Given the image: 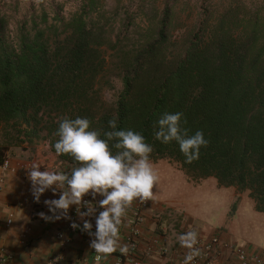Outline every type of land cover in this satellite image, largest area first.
<instances>
[{
    "label": "trees",
    "instance_id": "trees-1",
    "mask_svg": "<svg viewBox=\"0 0 264 264\" xmlns=\"http://www.w3.org/2000/svg\"><path fill=\"white\" fill-rule=\"evenodd\" d=\"M100 1L83 0L69 20L58 19V27H47L42 17L45 28L34 24L15 46L0 18V164L10 150L43 142L56 154L53 133L62 116L84 117L91 128L104 130L116 118L119 129L144 136L153 163L168 160L194 182L213 178L219 188L247 192L255 211L264 214V23L237 34L225 21L209 31L205 23L172 54L173 15L166 7L158 19L145 20L140 43L124 50L121 44L145 0L126 9L115 41L116 12L106 18ZM119 45L111 77L121 88L108 104L106 54ZM164 112H182L190 134L203 131L209 143L198 160L185 163L178 144L155 139L153 125ZM57 159L70 173L72 158Z\"/></svg>",
    "mask_w": 264,
    "mask_h": 264
},
{
    "label": "clouds",
    "instance_id": "clouds-1",
    "mask_svg": "<svg viewBox=\"0 0 264 264\" xmlns=\"http://www.w3.org/2000/svg\"><path fill=\"white\" fill-rule=\"evenodd\" d=\"M187 121L182 112H164L153 125L154 137L163 144L175 142L185 163L191 164L199 159L201 148L209 141L204 133L182 126ZM108 130L93 129L91 122L84 117L71 119L62 116L53 133L57 137L53 147L57 155H67L74 166L70 173L60 171H39L40 165L33 163L28 172L31 181V195L34 202L51 190L53 196L59 193V199L45 200L44 205L51 215L39 213L45 222L70 219V206L76 207V214L87 233L90 248L97 253V260L107 258L119 250L122 254L129 251V245L120 243V226L127 210L134 201L145 203L154 198V188L159 180L155 165L150 159L152 146L144 136L132 129H119L116 118L108 121ZM90 195L92 200L102 197L96 204L85 201ZM85 209L81 211V209ZM95 217V232L91 218ZM77 229L79 225H70ZM198 231L191 229L177 236L181 247L187 249L183 264L191 262L201 255L196 247Z\"/></svg>",
    "mask_w": 264,
    "mask_h": 264
},
{
    "label": "crops",
    "instance_id": "crops-1",
    "mask_svg": "<svg viewBox=\"0 0 264 264\" xmlns=\"http://www.w3.org/2000/svg\"><path fill=\"white\" fill-rule=\"evenodd\" d=\"M7 157L10 167L14 169V172L5 177L0 193V248L5 249L13 258L7 264H48L52 259H55L57 264H127L126 254H122L119 250L107 258L96 260L98 254L90 248L91 238L89 235L80 230L83 222L77 215L75 223L79 227L76 233L70 232L69 219H60L54 222H45L40 219L38 214L41 212L51 215L44 205V201L59 199V193L53 196L52 191L48 190L37 209L36 202L31 195V181L23 169H30L33 163L40 165L39 171L41 172L45 170L64 172L66 169V166L58 161L57 154L51 151L46 142L31 150L15 148L8 152ZM219 189L230 190L222 206L224 216L236 199H238V205L234 216L228 218L227 222H220L216 228L198 224L197 222L202 221L196 220L195 222L191 215L179 208L174 209L178 213L181 212L179 217L174 211L173 220L165 216L164 223H156L153 218L154 214L167 212L169 208H166L167 206L162 203L150 200L148 208L144 210L145 222L139 228L140 235L136 255H142L146 240L153 236L154 232L163 234L167 252L163 257L151 255L144 258V264H177L182 252L177 236L191 229L198 231V238L209 239L215 236L219 239L214 253V264H237L234 254L228 248L231 245L243 248L248 254L264 256V240H254L243 226L246 221H251L255 217L262 216L264 218V214L256 212L254 203L249 198L246 202V199L241 197L236 189ZM100 199H102L100 196H97L96 200L91 198V203L96 204ZM72 207L70 206L68 210V216ZM244 210H248L245 215L242 213ZM9 219H11V223L7 226L6 222ZM86 219H90L93 225L92 231L95 232V217ZM119 235L120 243L126 244L127 228H122ZM61 242H65L64 247L60 246Z\"/></svg>",
    "mask_w": 264,
    "mask_h": 264
},
{
    "label": "rangeland",
    "instance_id": "rangeland-1",
    "mask_svg": "<svg viewBox=\"0 0 264 264\" xmlns=\"http://www.w3.org/2000/svg\"><path fill=\"white\" fill-rule=\"evenodd\" d=\"M139 1H100V9L106 12V18H110V13L116 12V16L112 20L113 41H115V36L122 32V25L126 23V9L134 7ZM82 5L83 0H0V18L5 22L4 32L7 40L15 46L20 33L29 31L34 24L39 28H45L40 24L42 17L47 18V27L53 25L58 27V19H63L66 22L79 12ZM166 7L171 9L173 15L168 35L169 40L176 45L171 50L172 54H175L184 41L199 31L205 23L207 24L205 29L209 31L221 21H225L230 31L235 34L241 33L245 26L264 23V0H145L144 8L137 12V16H134L133 26L128 28L127 41L121 44L122 49L127 50L138 45L140 36L146 27L145 20L152 16L158 19ZM121 47L119 45L113 51L107 50L106 54L110 81L112 82V88L103 91L104 100L108 104L114 101L115 95L121 88L118 79L112 78L117 73L115 64ZM154 165L159 180L154 188L152 201L162 203L167 206L166 208H169L167 210H171L173 213L176 212L175 208H179L191 215L195 222L196 220L202 221L197 222L198 224L215 228L220 222H227L228 218L234 216L238 199L230 205L225 219L222 206L230 190L219 189L214 179L208 178L194 182L184 175L176 163L168 160L157 161ZM238 194L245 198L246 202L249 200L246 192H238ZM179 213L181 214V212ZM179 213L176 212L177 217H179ZM242 213L245 215L248 210H244ZM243 226L254 240H264V218L262 216L246 221Z\"/></svg>",
    "mask_w": 264,
    "mask_h": 264
},
{
    "label": "built area",
    "instance_id": "built-area-1",
    "mask_svg": "<svg viewBox=\"0 0 264 264\" xmlns=\"http://www.w3.org/2000/svg\"><path fill=\"white\" fill-rule=\"evenodd\" d=\"M25 174H28L29 169H23ZM14 172V169L10 167L9 159L6 157L2 163L0 164V193L2 190V186L4 183L5 177ZM47 191L41 195V199ZM85 201L91 202V196L86 195L84 197ZM40 202L36 203V208L39 209ZM150 201L145 203H140L139 201H134L132 206L127 210V215L123 220L122 225L120 226V232L122 228H127V235L125 236V242L129 245V251L126 253L127 256V264H144V258L156 255L158 257H163L166 255L167 249L165 246L163 234H155L151 236L145 242V248L143 250L142 255L137 256L136 253L138 251V238H139V228L144 224V210L148 208ZM85 209H81L84 211ZM76 207L73 206L69 213V230L72 233H76L77 229H73L70 225L75 222L76 216ZM173 211L168 210L167 212H161L154 214V221L156 223L163 222L167 217L168 219L173 220L174 218ZM166 216V217H165ZM165 217V218H164ZM11 223V219L7 220L6 225L9 226ZM61 240V239H60ZM219 244V239L217 237H211L209 239H201L198 238V243L196 245L197 248L201 250V255L196 257L191 264H214V253L216 251V247ZM65 242H61L60 246L64 247ZM232 254H234L237 264H264V256L261 255H253L248 254L243 248L238 247L236 245H231L228 247ZM181 254L177 261V264H183L184 257L187 249L181 247ZM12 255H10L5 249L0 248V264H7L9 261H12ZM97 260V257H96ZM48 264H57L55 259H52Z\"/></svg>",
    "mask_w": 264,
    "mask_h": 264
}]
</instances>
